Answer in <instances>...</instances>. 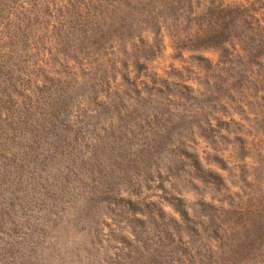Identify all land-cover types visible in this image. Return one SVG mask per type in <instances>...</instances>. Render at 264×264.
<instances>
[{
    "label": "rangeland",
    "instance_id": "obj_1",
    "mask_svg": "<svg viewBox=\"0 0 264 264\" xmlns=\"http://www.w3.org/2000/svg\"><path fill=\"white\" fill-rule=\"evenodd\" d=\"M0 264H264V0H0Z\"/></svg>",
    "mask_w": 264,
    "mask_h": 264
}]
</instances>
